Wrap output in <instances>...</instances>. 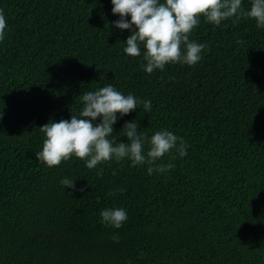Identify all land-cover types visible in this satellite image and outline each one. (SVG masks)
<instances>
[{"label":"trees","instance_id":"trees-1","mask_svg":"<svg viewBox=\"0 0 264 264\" xmlns=\"http://www.w3.org/2000/svg\"><path fill=\"white\" fill-rule=\"evenodd\" d=\"M112 7L0 0V264H264V29L201 16L190 39L208 45L202 59L149 74L142 55L124 53L131 33L112 24ZM107 84L152 105L118 119L114 135L126 141L121 128L135 119L148 136L183 137L188 155L166 154L157 163L175 167L151 175L127 159L39 162V127ZM65 176L77 190H64ZM106 207L126 209L121 228L102 223Z\"/></svg>","mask_w":264,"mask_h":264},{"label":"clouds","instance_id":"clouds-1","mask_svg":"<svg viewBox=\"0 0 264 264\" xmlns=\"http://www.w3.org/2000/svg\"><path fill=\"white\" fill-rule=\"evenodd\" d=\"M242 3L243 0H111L112 13L119 14L112 24L121 31L130 30L123 51L132 57L142 55L143 70L151 74L164 70L167 64L195 65L202 59L208 45L190 39L201 16L216 26L230 18L233 22L242 17L254 18L257 28L264 29V0H251L247 10ZM7 27L6 16L0 9V42L5 39ZM81 104L69 119H50L39 127L45 137L42 150L35 152L39 162L51 168L76 157L93 169L101 162L127 159L133 165H147L146 171L151 175L166 173L175 167L170 162L157 163L166 154L172 160L188 155L189 145L183 137L163 128L148 136L135 119L125 121L121 128L126 141L114 135L118 119L141 105L149 111L150 100H141L131 93L125 95L113 84H107L84 92ZM75 181L76 178L65 176L59 182L64 190H77ZM123 191L126 189L116 190ZM99 215L103 224L115 229L121 228L128 219L123 207H106ZM112 238L118 241V233Z\"/></svg>","mask_w":264,"mask_h":264}]
</instances>
